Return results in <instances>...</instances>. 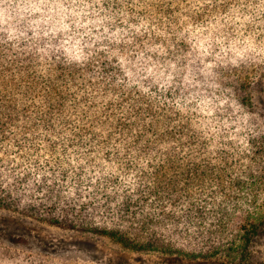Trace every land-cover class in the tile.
<instances>
[{"label":"trees","instance_id":"16d2710c","mask_svg":"<svg viewBox=\"0 0 264 264\" xmlns=\"http://www.w3.org/2000/svg\"><path fill=\"white\" fill-rule=\"evenodd\" d=\"M140 1L134 5L148 3ZM110 2L102 0L105 10ZM175 5L143 10L171 23ZM34 8L32 0H0V135L10 127L38 133L33 139L55 159L28 194L0 197V205L44 212L56 225L161 254L167 264H264L256 249L264 236V123L252 97L264 67L227 60L202 79L203 65H187L183 41L175 50L154 43L165 54L147 53L139 64L115 45V55L104 50L116 38L101 32L79 50L53 24L57 1L46 5L54 15L42 28L28 18ZM201 90L211 100L196 98L197 106L188 97ZM232 103L243 113L231 116ZM206 104L212 117L201 114Z\"/></svg>","mask_w":264,"mask_h":264},{"label":"rangeland","instance_id":"374dc122","mask_svg":"<svg viewBox=\"0 0 264 264\" xmlns=\"http://www.w3.org/2000/svg\"><path fill=\"white\" fill-rule=\"evenodd\" d=\"M53 1H57L59 10L58 20L53 24L66 43L79 50L86 37L93 39V34L101 32L116 38L103 45L104 50L112 51L115 45L124 53L123 58L136 55L134 62L139 64L147 53L165 54V50L155 47L154 43L169 41L175 50L183 41L190 49L185 56L187 65H203L202 79H210L214 66L227 60L236 64L243 62L251 69L264 67V0H175L171 23L155 10L150 9L152 13L143 10L151 5H164L168 0H147L141 7L134 5L140 0H123L119 4L110 0L113 1L110 10L103 8L102 0H32L35 8L31 15L28 13V18H37V23H33L35 28L47 26L45 24L51 20L48 14L53 12H47L46 5ZM193 57L195 62L189 59ZM260 72L264 70L261 68ZM210 96L209 92L201 90L188 98L198 106L196 98L211 100ZM252 97L256 117L264 123V85L254 86ZM226 98L221 106L225 105L228 110ZM238 107L232 103L231 116L243 113ZM201 114L209 118L214 111L206 104ZM234 126L243 134L240 123ZM25 133L28 132L20 127H10L6 137L0 135V197L10 199L11 195L12 200L28 194L26 190L37 177L36 173L48 169V161L55 159L46 144L33 139L38 133L27 134L28 139L22 140ZM15 138H19V143ZM25 174L28 175L26 180L23 179ZM260 196L262 201L264 195ZM256 249L264 262V236L257 239ZM165 260L155 252L127 250L106 236L56 225L44 212L0 205V264H167ZM215 263L174 261V264Z\"/></svg>","mask_w":264,"mask_h":264}]
</instances>
